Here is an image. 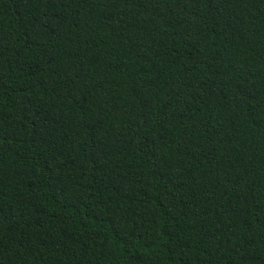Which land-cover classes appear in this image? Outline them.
Masks as SVG:
<instances>
[{
	"label": "trees",
	"instance_id": "trees-1",
	"mask_svg": "<svg viewBox=\"0 0 264 264\" xmlns=\"http://www.w3.org/2000/svg\"><path fill=\"white\" fill-rule=\"evenodd\" d=\"M0 264H264V0H0Z\"/></svg>",
	"mask_w": 264,
	"mask_h": 264
}]
</instances>
